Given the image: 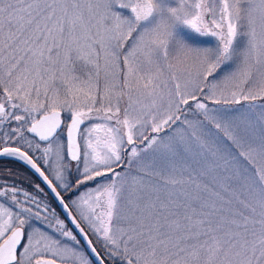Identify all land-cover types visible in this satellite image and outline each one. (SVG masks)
<instances>
[{"label":"snow or ice","instance_id":"1","mask_svg":"<svg viewBox=\"0 0 264 264\" xmlns=\"http://www.w3.org/2000/svg\"><path fill=\"white\" fill-rule=\"evenodd\" d=\"M0 158V264H264V0H0Z\"/></svg>","mask_w":264,"mask_h":264},{"label":"flooded vegetation","instance_id":"2","mask_svg":"<svg viewBox=\"0 0 264 264\" xmlns=\"http://www.w3.org/2000/svg\"><path fill=\"white\" fill-rule=\"evenodd\" d=\"M5 183L9 185L15 184L17 188H23L24 190H27L30 193L39 195L42 200L51 204V206L55 209L56 213L60 216L61 219L66 218V216L63 214L60 207L58 206L56 200L52 196L51 192L43 183L39 175L35 173V171L31 169L30 166L26 165L24 162L10 158H0V184ZM37 185H39L40 188L43 189L42 193H36ZM62 195L65 196L66 202H68V194L62 192ZM73 199H75V197H73ZM66 222H68V220H66ZM83 227L85 228L84 225ZM85 230L86 232L89 231L87 228H85ZM93 241L95 243L94 238ZM82 243H84L83 240Z\"/></svg>","mask_w":264,"mask_h":264},{"label":"rangeland","instance_id":"3","mask_svg":"<svg viewBox=\"0 0 264 264\" xmlns=\"http://www.w3.org/2000/svg\"><path fill=\"white\" fill-rule=\"evenodd\" d=\"M202 39H207V38H202ZM191 118H195V117H191ZM211 127V126H210ZM254 132L255 134L258 136L259 135V126H257L255 129H254ZM83 223V222H82ZM83 225L85 226V228L88 229L87 225L83 223ZM89 230V229H88Z\"/></svg>","mask_w":264,"mask_h":264},{"label":"water","instance_id":"4","mask_svg":"<svg viewBox=\"0 0 264 264\" xmlns=\"http://www.w3.org/2000/svg\"><path fill=\"white\" fill-rule=\"evenodd\" d=\"M41 180H42V178H41ZM49 191L51 192V190L49 189ZM52 194V196L54 197V194L53 193H51ZM54 199H55V197H54ZM56 200V199H55ZM56 202H57V204H58V206L60 207V209H61V211L63 212V214L66 216V213H64V211H63V209L61 208V206L59 205V203H58V201L56 200ZM81 226L83 227V225L81 224ZM73 228H74V226H72ZM86 231V230H85ZM81 239H82V237H80Z\"/></svg>","mask_w":264,"mask_h":264}]
</instances>
